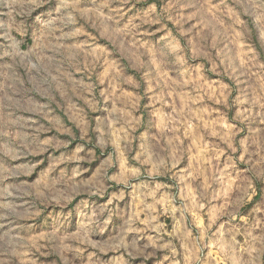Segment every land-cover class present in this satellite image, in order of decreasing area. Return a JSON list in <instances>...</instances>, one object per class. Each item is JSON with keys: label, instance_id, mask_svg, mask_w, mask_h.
<instances>
[{"label": "clouds", "instance_id": "obj_1", "mask_svg": "<svg viewBox=\"0 0 264 264\" xmlns=\"http://www.w3.org/2000/svg\"><path fill=\"white\" fill-rule=\"evenodd\" d=\"M0 264H264V0H0Z\"/></svg>", "mask_w": 264, "mask_h": 264}]
</instances>
